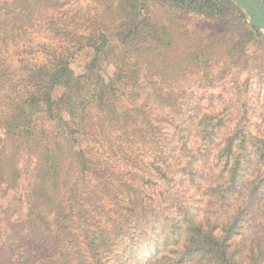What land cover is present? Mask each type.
<instances>
[{"label":"trees","instance_id":"obj_1","mask_svg":"<svg viewBox=\"0 0 264 264\" xmlns=\"http://www.w3.org/2000/svg\"><path fill=\"white\" fill-rule=\"evenodd\" d=\"M129 1L212 19L238 10L231 0ZM52 29L64 45L12 85L0 120L7 262L264 264V136L246 128L251 105L233 124L213 95L153 85L160 73L139 70L127 25L112 40ZM135 29L144 42L147 24Z\"/></svg>","mask_w":264,"mask_h":264},{"label":"rangeland","instance_id":"obj_2","mask_svg":"<svg viewBox=\"0 0 264 264\" xmlns=\"http://www.w3.org/2000/svg\"><path fill=\"white\" fill-rule=\"evenodd\" d=\"M48 1L0 0V9L10 12L0 10V120L12 85L64 45L52 27L81 26L85 34L102 33L112 40L119 27L127 25L134 39L130 56L139 70L161 75L149 78L153 85L181 99L213 95L226 105L233 124L241 120L247 102L246 128L264 136V32L252 27L236 4L238 10L212 19L159 2L144 8L133 3L131 10L129 0ZM146 24L143 42L135 28ZM74 68L80 70V65ZM5 197L0 186V219ZM0 264H9L2 249Z\"/></svg>","mask_w":264,"mask_h":264},{"label":"water","instance_id":"obj_3","mask_svg":"<svg viewBox=\"0 0 264 264\" xmlns=\"http://www.w3.org/2000/svg\"><path fill=\"white\" fill-rule=\"evenodd\" d=\"M245 14L255 29L264 32V1L263 0H232Z\"/></svg>","mask_w":264,"mask_h":264}]
</instances>
